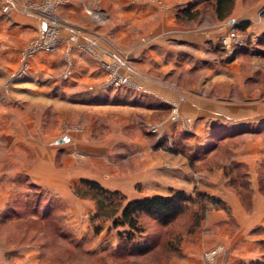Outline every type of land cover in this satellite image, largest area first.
<instances>
[{"label":"rangeland","instance_id":"obj_1","mask_svg":"<svg viewBox=\"0 0 264 264\" xmlns=\"http://www.w3.org/2000/svg\"><path fill=\"white\" fill-rule=\"evenodd\" d=\"M139 1L155 2L160 5L164 10L162 21L166 25L172 24L173 21L174 24L182 26L193 23V25L197 23L200 26H207L215 25L217 22L212 0H124L125 3ZM243 1L244 8L250 7L251 1ZM71 2V0H0V77L2 78L0 79V91H12L11 98L14 99L13 110L8 111V115L3 117L4 122L9 119L8 122L11 125L14 123V125L8 133L6 130L0 133V264H20L25 259L23 251L31 247L36 249L40 264H170L174 259L182 258V248L186 243L194 244L196 242V234L202 230L204 222L212 211L228 210L224 201L212 197L209 192H203L201 188L196 187L193 190H187L188 192L184 191L196 198L197 194H205L211 198L219 199L225 204V208H216L210 205L205 219L193 233L188 231L193 225V213L199 209V204H194L188 214L169 227L161 226L153 218L143 217L141 223L146 232L137 237L135 241L144 244L149 241H157V243L159 242V249L148 258H118L113 255L117 251L118 245L113 247L112 243L117 235L119 237V231L123 232L125 229H114L112 220L105 216H99L98 219L92 221V216L97 215L96 202L77 196L74 191L78 185H75L72 193L81 200L91 201L94 205V210L89 215L85 207L82 209V220L79 227L84 235L80 240L75 234V226L70 223V216L67 215L68 204L63 202V199L53 191L34 182L25 171L18 172L16 170L17 167L20 169L33 167L35 170L40 169L41 173L53 172L49 171L51 166L49 169L48 166L42 169L39 167L41 159H39L37 152L26 154V144V147H23L24 153L17 154L14 152L15 155L12 153L15 142L17 140L19 142L24 141L26 138L32 140L36 150L43 146L42 142L49 136L54 141L71 139L76 144L77 149L68 150L70 154L68 156L71 157L69 159H76L81 162L82 174L100 175V184L105 187L108 185L117 187L124 184L127 187H132L138 179L140 168H143L149 161H154L161 151L182 152L184 154L187 151L186 146L184 147L181 143L173 144V148H170L171 139L174 136L171 138L170 136L169 138L162 136L160 139L162 129L160 125L165 121V117L168 120L180 122V128H175L178 136L182 135V132L189 133L191 131L192 120L183 117L177 107L165 113L166 115L164 113L142 112L139 110V103H141L140 101L146 92H138L131 87L106 88L108 92L99 98H90L87 95L89 91H95L96 87L100 86L104 89V84L108 79V70L101 62L109 59V53L122 59L129 50L136 52L139 50L140 41L138 37L134 40V46L131 48L125 46L126 44L124 45L121 37L123 34L120 33L121 18L112 19L104 12H98L95 9L93 11L90 7L87 11L84 10L83 14L89 25L95 30L100 29V31L94 32L99 36L94 40L97 45H103V47L101 51H94L99 56L97 58L100 59V62L96 63L102 70L105 68L103 71L106 77L105 79L84 81L83 83H76L73 80L75 77V73L73 74L75 70L74 54L72 47H64L65 43L62 37L65 32L67 34L74 33V28L71 27L74 26L73 21L70 19H77V16L76 13H72L68 9ZM191 2L198 3L199 17L191 22L178 21L176 18L178 13ZM167 9L171 10L168 12L170 15H174L175 20L174 18H167V13H165ZM260 13L264 15V7ZM51 17L58 18L59 22L56 20L53 22ZM160 20L157 15L153 16L145 26L146 28L156 27ZM51 21L52 25L56 23L58 27L57 34L60 43L57 51L52 53L37 52L33 58L36 60L35 63L32 60L28 68L29 71L33 68L31 75L27 76L28 72L20 76L19 72L23 66L22 57L25 51L37 40L44 39L48 35L46 29L40 35V23H46V27L49 24L51 27ZM232 33L239 34V37L241 34L231 28L217 42H208L207 46L211 51L209 58L212 66H229L228 71L230 73H238L236 63L240 62V55L232 61L228 62L227 60L225 63L220 54L222 39ZM241 35L245 45L248 41L253 44L252 50L248 54H252V52L255 54L252 55L251 63L243 67H245V71L258 73L260 86L264 87V60L262 59L264 57V44H258L261 38L264 39V35L258 38L250 31ZM96 44L94 45L97 46ZM87 48L88 50L95 49L92 46ZM187 49H192V46ZM38 64L39 66H37ZM123 67V64H120L118 69L120 73L126 75ZM15 69L18 79L12 81L13 78L9 79L6 73L10 74ZM239 69L242 68L239 67ZM70 70L72 74L66 78V72ZM33 74L35 77L32 76ZM195 80L197 79L193 76L189 78L182 76L180 84L181 86L186 84V88H191ZM217 83L215 82L216 87L218 88L220 85L222 91L227 93L229 88L234 86H231L230 83L234 84L235 82L223 80L221 84ZM216 87L213 89L215 90ZM230 94L231 98H235L236 89L231 88ZM0 96L3 100L11 102V98L6 97L3 93ZM0 108L2 107L0 106ZM163 114L165 117L161 118L160 116ZM156 115H159L164 121H158L159 117L156 118ZM152 126H157V131L152 130ZM242 142V139L233 138L219 142L215 151L202 160L192 163L191 159L193 158L190 157L189 169L197 175L192 177V181L206 182L208 185V179L219 180L221 174L218 171L222 170L226 178L233 182L232 187L237 188V191L234 192L241 198L245 208L252 212L255 207L254 192L250 190L246 166L242 165V168L237 169L232 168L234 149L239 147ZM61 147H59L61 151H58L55 161L52 163L55 164L56 171L69 170V166L66 164L65 149ZM181 165L182 162L178 161V166L182 167ZM231 170H233V176L230 173ZM200 174H202V180L198 181ZM130 175L132 176L131 179H129ZM133 178L136 179L132 180ZM221 178L223 179V177ZM126 180L129 181V185ZM83 181L87 180L83 179ZM153 186L154 183L146 185L145 193H154L155 186ZM177 191L182 190L170 189L166 193L172 195ZM139 192L144 194L142 187L138 189L137 194ZM118 193L125 197L124 204L129 201L125 195L128 193ZM262 194L264 195L263 192ZM77 225L79 224L77 223ZM97 225H101L103 229L99 235H95ZM206 232L209 233L210 231ZM257 234L264 237V228H260ZM178 241H181L180 250L170 252L169 249L176 247ZM259 245L261 256L250 264H264V238ZM220 256L223 258L222 264H229V251L223 245L206 249L202 258L204 264H216Z\"/></svg>","mask_w":264,"mask_h":264},{"label":"crops","instance_id":"obj_2","mask_svg":"<svg viewBox=\"0 0 264 264\" xmlns=\"http://www.w3.org/2000/svg\"><path fill=\"white\" fill-rule=\"evenodd\" d=\"M71 1L68 9L70 12L76 13L77 16V19H70L73 21L74 26L71 27L74 28V33L67 34L65 32L62 37L65 43L64 47H72L75 58V70L73 72L75 77L73 80L76 83L101 80L106 77L103 71L105 68L102 70L96 63L100 62V59L97 58L99 56L95 51H101L103 45L96 44L94 39L99 36L94 32H98L100 29L95 30L94 27L89 25L83 14L84 10L87 11L90 7L93 11L95 9L98 12H104L112 19L121 18L122 28L120 33L123 34L121 36L123 43L128 48L134 46V40L137 37L139 38L138 52L129 50L122 59L111 53L108 54L112 62L119 65L123 64L124 72L147 89L140 101L141 103H139V110L145 113L165 114L177 107L183 117L192 120L191 131L189 133L182 132V135L178 136L175 128H180V122L168 120L165 117L166 114L160 116L161 118L165 117V121L159 115H156V118L159 117L158 121H164L160 125L162 128L160 139H162V136H168V138L174 136L171 139L170 144L172 145L170 148H173V144L181 143L184 147L186 146L185 149L188 152L186 151L184 154L182 152L168 153L161 151L154 161H149L143 168H140L138 179L132 187H127L126 184L117 187L109 185L103 187L110 191L128 193L125 195L129 201L154 196H169L171 194L168 195L166 192L170 189L187 191L197 187L205 193L209 192L212 197L214 196L225 202L228 210L212 211L204 222L202 230L196 234V242L194 244L186 243L182 248V258L174 259L170 264H204L203 252L218 245L225 246L229 251V264H250L258 260L261 256L259 244L264 238L257 234L260 228H264V195L262 194V192L264 193V87L260 86V75L258 73L245 71V67H243L251 63L252 55H255L253 52L252 54L240 56V62L236 63L238 73H230L228 71L229 66L211 65V59L209 58L211 57V51L207 44L208 42H217L220 37L231 30L234 23L240 22H249L247 32L250 31L256 37L259 38L264 35V15L260 13L264 7V0H249L251 1L250 7L245 8L243 7V0H235L234 10L230 18L223 21L217 18L215 25L207 26H200L197 23L188 26L176 25L171 19L172 24H163L162 13L164 10L155 2L125 3L124 0ZM168 11L171 10L167 9L165 11L167 18L173 19L174 15H170ZM156 15L161 19L159 25L146 28L145 24L150 21L151 17ZM40 26L39 32L42 35L46 29V23H40ZM178 43H180L179 46H176ZM90 46L95 49L88 50L87 47ZM191 46L192 49H187ZM109 59L105 62H111ZM262 59L264 60V57ZM35 61L33 60V63ZM101 63H103V60ZM239 67L242 69H239ZM32 70L33 68L27 76L31 75ZM16 72L15 69L10 74H6L9 79L13 78L12 81H14L18 79ZM32 76L35 77V74ZM182 76L196 78L193 87L191 85V88H186V84L181 86ZM0 79L2 78L0 77ZM223 80L235 82L234 84L230 83L231 86H234L230 87L227 93L222 91L220 85L218 88L215 85V82L221 84ZM231 88H235L237 91L235 98L230 97ZM11 92L10 90H1L0 95L3 93L6 97L11 98ZM107 92L106 89L99 86L96 87L95 91H89L87 95L90 98H99ZM0 98V106L2 107L0 108V133L3 130L8 133L14 123L11 125L8 122L9 119L4 122L3 117L8 115V111L13 110L14 99L11 98V103L3 100L1 96ZM181 115L180 117H182ZM227 136V140L231 138L243 140L242 144L240 143L241 145L234 149L232 166L234 169L242 168V165L246 166L250 190L254 192L255 207L252 212L245 208L241 198L234 192L237 191V188L232 187L233 182L231 179L226 178L222 170L218 173L221 174L223 179L221 177L216 181L208 179L209 185L206 182L200 183L199 180H202V174L199 175V182H196L197 180L192 181V177L197 175L189 169L190 157L200 159ZM217 141L219 142L217 143ZM42 143L43 146L36 150L32 140L27 138L21 142L17 140L14 147H12V153L14 155L15 153H24L25 149L23 147L27 146L26 154L37 152L39 159H41L39 167L42 169L48 166L49 169L51 166L49 171L53 172L41 173L40 169L35 170L33 167L25 169L17 167L16 170L18 172L25 171L26 174L32 177L34 182L53 191L63 199V202L68 204L67 215L70 216V223L75 226V234L80 240L84 235L79 227L81 226L82 209L85 207L89 215L94 210V205L91 201L76 197L72 193L73 188L75 185H80L83 179L100 183V175L82 174L81 162L76 159H69L71 157L68 156L70 155L68 150L77 149L76 144L71 139L54 141L49 136ZM56 146H62L61 148L65 149L66 164L69 166V170H55V164L52 163L55 161L58 151H61ZM178 161L182 162V167L178 166ZM131 178L130 175L129 179ZM126 181L129 185V181ZM150 183H154V193L147 194L145 193L147 190L146 185ZM140 187L143 188L144 194L140 192L137 194ZM206 231L210 232L207 233ZM118 239V235L113 239V247L119 245ZM138 240L141 241V239ZM23 253L25 259L20 264H40L34 247L26 248ZM222 261L223 258L220 256L216 264H222Z\"/></svg>","mask_w":264,"mask_h":264},{"label":"trees","instance_id":"obj_3","mask_svg":"<svg viewBox=\"0 0 264 264\" xmlns=\"http://www.w3.org/2000/svg\"><path fill=\"white\" fill-rule=\"evenodd\" d=\"M213 8L217 18L220 21L226 20L233 12L235 0H212ZM198 3L191 2L187 7L183 8L177 15L180 22H191L199 17ZM249 22L237 23L236 31L245 34L248 30ZM264 39L261 38L258 44H264ZM252 43L248 41L245 46H235L234 55L232 59H226L225 49L220 50L224 61L228 62L234 60L238 55L242 56L250 53L252 50ZM224 137L222 140L226 139ZM218 144L213 146L210 151H207L200 159H191L192 163L197 160H202L204 157L214 152ZM234 169V167L232 166ZM233 176V170H231ZM248 178V177H247ZM246 178V179H247ZM234 180V178H233ZM75 194L82 199L94 200L97 205V215H93L91 220L98 219L99 216L107 217L112 220V227L114 229L124 228L122 232L119 231V245L117 251L113 254L118 258L134 257V258H148L156 253L159 249V242L149 241L147 243L136 242L137 237L144 234L145 228L141 223L143 217H150L155 219L161 226L169 227L176 223L184 215L188 214L194 204H199V209L193 213V225L188 231L193 233L197 230L202 221L205 219L210 205L216 208L223 207L225 204L219 199L211 198L205 194H197V198L189 195L184 191H177L170 196H154L133 201H125V197L118 192H113L105 189L99 182L96 181H82V185L75 187ZM101 225L95 227V235L102 232ZM141 238V237H140ZM139 239V238H138ZM181 241L177 242V246L170 248V252L180 250ZM80 247V246H78Z\"/></svg>","mask_w":264,"mask_h":264},{"label":"built area","instance_id":"obj_4","mask_svg":"<svg viewBox=\"0 0 264 264\" xmlns=\"http://www.w3.org/2000/svg\"><path fill=\"white\" fill-rule=\"evenodd\" d=\"M53 20H56L59 22L58 18L57 19L53 18L52 21ZM52 21L50 25L52 28L49 27V24L46 27V31H48V33L46 34L48 35H46L44 39L37 40L36 43H34L31 47H29L23 54V57H22L23 66H22L21 71L19 72L20 76H23L29 72V69H28L29 65L32 62L37 52L46 51L47 53H52L54 51H57L59 47V43H60V40L57 34L58 27L56 26V23H53L54 25H52ZM236 26H237V23H234L232 25V28L236 30L235 29ZM241 36H242L241 34L239 37V34L235 35L234 33H232L228 37H225L222 39V43H220V45L222 49L226 50L225 58L226 56L227 58L233 57L235 46H245L244 38L241 39ZM103 66L106 68V70H108V79L106 80L104 84V89L111 88V87L112 88L131 87L137 90L138 92H147L145 87L137 83L130 75H127V74L123 75L122 73H120L118 69L119 64H115L114 62L111 61V62H103ZM66 73H67L66 78L72 74L71 70ZM151 129L154 131H157V126H152Z\"/></svg>","mask_w":264,"mask_h":264}]
</instances>
